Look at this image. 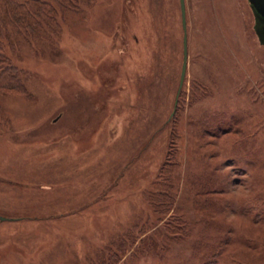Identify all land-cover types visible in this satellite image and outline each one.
I'll return each instance as SVG.
<instances>
[{
  "label": "rangeland",
  "instance_id": "374dc122",
  "mask_svg": "<svg viewBox=\"0 0 264 264\" xmlns=\"http://www.w3.org/2000/svg\"><path fill=\"white\" fill-rule=\"evenodd\" d=\"M61 5L1 36L24 89L0 90V264H264L248 0H185L176 106L179 0Z\"/></svg>",
  "mask_w": 264,
  "mask_h": 264
},
{
  "label": "trees",
  "instance_id": "16d2710c",
  "mask_svg": "<svg viewBox=\"0 0 264 264\" xmlns=\"http://www.w3.org/2000/svg\"><path fill=\"white\" fill-rule=\"evenodd\" d=\"M77 2L78 0H0V90L22 92L24 89L19 77L13 73L15 69L5 62L2 54L1 36L6 33L7 21L11 24L29 18L49 21L53 18V7L63 4V10H66Z\"/></svg>",
  "mask_w": 264,
  "mask_h": 264
},
{
  "label": "water",
  "instance_id": "95a60500",
  "mask_svg": "<svg viewBox=\"0 0 264 264\" xmlns=\"http://www.w3.org/2000/svg\"><path fill=\"white\" fill-rule=\"evenodd\" d=\"M248 2L254 11L255 19L257 21L256 34L258 36L260 44L264 45V0H248ZM179 4H180V12H181V25H182V30H183V40H182L183 58H182L179 88L177 91L175 106L177 103V99H178L181 87L184 82L186 69H187V59H188L185 0H179ZM4 220H7V218L0 216V221H4Z\"/></svg>",
  "mask_w": 264,
  "mask_h": 264
}]
</instances>
